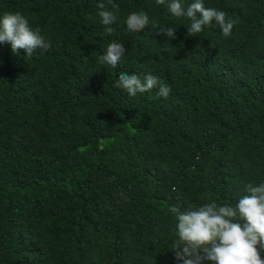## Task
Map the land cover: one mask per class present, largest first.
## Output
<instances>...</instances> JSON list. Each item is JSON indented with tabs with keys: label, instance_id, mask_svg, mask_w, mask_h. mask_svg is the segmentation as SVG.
Masks as SVG:
<instances>
[{
	"label": "trees",
	"instance_id": "trees-1",
	"mask_svg": "<svg viewBox=\"0 0 264 264\" xmlns=\"http://www.w3.org/2000/svg\"><path fill=\"white\" fill-rule=\"evenodd\" d=\"M98 2L0 0L50 44L0 45V264H182L170 207L234 205L264 182V0H204L235 21L229 37L189 36L155 0H104L107 35ZM140 12L150 24L129 32ZM112 42L116 68L99 62ZM121 73L170 93L129 96Z\"/></svg>",
	"mask_w": 264,
	"mask_h": 264
},
{
	"label": "clouds",
	"instance_id": "clouds-1",
	"mask_svg": "<svg viewBox=\"0 0 264 264\" xmlns=\"http://www.w3.org/2000/svg\"><path fill=\"white\" fill-rule=\"evenodd\" d=\"M155 3L166 6L173 17L190 20L189 36L195 37L213 23L219 26L225 37L232 34L235 21L226 20L224 11L205 7L204 0H192L186 7L182 0H155ZM97 8L106 34L111 35V25L117 21V16L106 8L104 0H99ZM125 23L129 32L139 33L150 21L147 14L140 12L129 14ZM175 33L176 30L165 27L158 29L156 34L172 39ZM3 44L10 45L13 53L22 51L28 57L38 49L44 52L50 48L40 30L33 29L19 12L0 16V45ZM125 53L122 43L112 42L99 56V62L116 68ZM115 86L129 96L157 88L159 96L167 98L170 93V88L152 74L141 79L135 74L121 73ZM243 191L245 194L234 205H219L213 200L198 208L170 207L169 211L177 220V239L172 246L177 261L182 264H205L206 261L211 264H264L261 258L264 253V182L247 183Z\"/></svg>",
	"mask_w": 264,
	"mask_h": 264
}]
</instances>
